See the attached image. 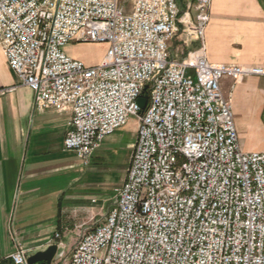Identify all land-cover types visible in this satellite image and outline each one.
Wrapping results in <instances>:
<instances>
[{"label":"built area","instance_id":"built-area-1","mask_svg":"<svg viewBox=\"0 0 264 264\" xmlns=\"http://www.w3.org/2000/svg\"><path fill=\"white\" fill-rule=\"evenodd\" d=\"M211 2L0 0L9 68L38 108L72 112L65 150L89 163L108 136L138 121L115 205L78 228L65 264H264V152L243 149L222 89L225 78L264 76V63L207 58ZM178 38L201 45L183 54ZM71 42L108 47L89 65L67 53ZM51 244L63 258L60 232ZM27 251L8 259L29 264Z\"/></svg>","mask_w":264,"mask_h":264},{"label":"crops","instance_id":"crops-1","mask_svg":"<svg viewBox=\"0 0 264 264\" xmlns=\"http://www.w3.org/2000/svg\"><path fill=\"white\" fill-rule=\"evenodd\" d=\"M176 41L184 43L181 38ZM92 44L105 47L94 61L77 49ZM192 44L197 48L201 41L186 46ZM205 46L207 58L214 63H264V0H212ZM106 49L104 43L71 42L66 46L69 55L89 65L99 63ZM185 51L183 54L190 50ZM0 89V263H12L8 256L19 246L42 251L55 232L66 238L80 226L89 227L104 218L126 180L138 122L131 117L84 163L64 148L72 112L52 106L38 108L33 90L20 84L1 45ZM222 89L231 98L240 138L244 131L239 113L242 122L260 137L257 145L241 141L243 149L264 152V76L237 82L225 78ZM114 156L119 157L123 175L119 181L109 182L103 171L107 158Z\"/></svg>","mask_w":264,"mask_h":264},{"label":"rangeland","instance_id":"rangeland-1","mask_svg":"<svg viewBox=\"0 0 264 264\" xmlns=\"http://www.w3.org/2000/svg\"><path fill=\"white\" fill-rule=\"evenodd\" d=\"M180 46H181L182 52H186L185 49L191 50V49L195 48V44H192L190 46H188V45L186 46L185 44L184 45L180 44ZM77 49L83 50L85 52L87 58L90 61H94L100 57L101 52L105 49V47H103L102 45L92 44V45L82 46V47L78 46ZM190 73L192 74V70H190ZM237 118L243 125V131H244L243 133L244 134L241 137L242 138L241 141H244L248 144H251V143L256 144V145L259 144L260 143L259 135L257 133H255L253 130H251V126L248 125L247 122H245V121L242 122L241 113L238 114ZM105 169L103 171V174L107 175V181H109V182H117L121 179V177L123 175V172H122L123 167L121 166V162L119 161V157H116V156H114L113 158L108 157L107 158V165L105 166ZM77 239H78V235L75 232L70 233L68 235V237L63 238V240L67 244V248L64 249L65 250L64 257L58 258V259H53L51 264H65L71 255V252L73 250V246L76 243ZM36 252L37 251L32 249V250H28L27 254H28V256H31V255L35 254ZM37 264H43V263L40 262Z\"/></svg>","mask_w":264,"mask_h":264},{"label":"water","instance_id":"water-1","mask_svg":"<svg viewBox=\"0 0 264 264\" xmlns=\"http://www.w3.org/2000/svg\"><path fill=\"white\" fill-rule=\"evenodd\" d=\"M138 102L142 109L146 107L147 98L145 96L140 97ZM57 252V245L51 244L45 250L38 251L35 254L28 257L29 264H37L45 262V264H51Z\"/></svg>","mask_w":264,"mask_h":264},{"label":"trees","instance_id":"trees-1","mask_svg":"<svg viewBox=\"0 0 264 264\" xmlns=\"http://www.w3.org/2000/svg\"><path fill=\"white\" fill-rule=\"evenodd\" d=\"M43 264H45L44 262H42ZM0 264H12L10 262H1Z\"/></svg>","mask_w":264,"mask_h":264},{"label":"flooded vegetation","instance_id":"flooded-vegetation-1","mask_svg":"<svg viewBox=\"0 0 264 264\" xmlns=\"http://www.w3.org/2000/svg\"><path fill=\"white\" fill-rule=\"evenodd\" d=\"M45 263V262H44Z\"/></svg>","mask_w":264,"mask_h":264}]
</instances>
